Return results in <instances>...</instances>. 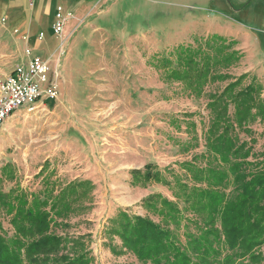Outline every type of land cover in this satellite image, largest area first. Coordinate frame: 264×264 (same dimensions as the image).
Here are the masks:
<instances>
[{
	"label": "rangeland",
	"instance_id": "1",
	"mask_svg": "<svg viewBox=\"0 0 264 264\" xmlns=\"http://www.w3.org/2000/svg\"><path fill=\"white\" fill-rule=\"evenodd\" d=\"M101 13L94 10L78 24L70 22L65 38L54 34L51 64L62 71L57 98L41 111L19 110L0 126V190L21 189L45 200L72 181H91L89 196L81 200L83 208L76 204L74 213L56 217L54 231L81 239L93 256L91 264H152L109 234L111 221L122 208L147 214L170 226L183 244L211 227L213 208L206 192L214 189L225 195L232 185L229 170L206 145L211 118L207 103L211 92L230 81L217 76H232L236 62L225 61L233 50L227 39L196 26L193 16L100 19ZM10 19L0 9V78L28 58L22 34L15 31L20 27ZM43 38L40 49L47 47ZM209 58L205 82L198 73ZM263 120L258 129L255 121L251 132L239 131L240 138L252 144L251 162L264 158ZM151 163L162 172L163 181L132 184L130 171ZM217 166L227 172L223 182L211 178L209 169ZM152 193L174 203L176 220L159 214V200L157 207H146L143 200ZM9 220L2 211L0 222L11 237ZM210 240L221 251L215 258L222 260L228 249L215 237ZM71 245L68 242L61 253L72 252Z\"/></svg>",
	"mask_w": 264,
	"mask_h": 264
},
{
	"label": "trees",
	"instance_id": "2",
	"mask_svg": "<svg viewBox=\"0 0 264 264\" xmlns=\"http://www.w3.org/2000/svg\"><path fill=\"white\" fill-rule=\"evenodd\" d=\"M239 59L235 50L225 56L229 64ZM201 64L198 75L207 82L211 58ZM246 76L247 73L237 78L229 73L217 76L221 80L230 78V81L223 89L211 92L207 103L211 118L205 133L206 145L229 170L232 185L225 195L214 189L206 192L212 201L211 227L199 238L189 237L188 243L183 244L170 226L147 214H132L122 208L112 219L108 232L119 236L122 247L132 251L138 259L152 264H235L239 257L241 262L236 264H264V158L251 162L249 157L255 155L252 144L239 136V131L251 132L250 125L257 118L264 119V87L257 77L242 85ZM250 165L255 169H249ZM8 167L7 164L3 171ZM209 171L217 182H223L228 176L221 166ZM130 173L134 185L164 179L152 163L132 169ZM91 186V181L77 179L45 200L31 198L21 189L0 190V214L4 211L10 216L9 222L14 228L13 236L8 237L0 222V264H25V261L41 264L47 260H54L55 264H91L93 256L84 249L81 239L72 240L53 229L58 224L56 217L74 213L76 204L83 208L81 200L89 196ZM156 200L162 203L161 208H157L159 214L167 220H176L174 203L161 194L152 193L143 203L147 208L157 207ZM212 236L228 249L222 260L215 258L221 251L212 247ZM201 240L202 246L199 245ZM68 242H72L73 254L61 253ZM110 249L119 252L115 244H110Z\"/></svg>",
	"mask_w": 264,
	"mask_h": 264
},
{
	"label": "crops",
	"instance_id": "3",
	"mask_svg": "<svg viewBox=\"0 0 264 264\" xmlns=\"http://www.w3.org/2000/svg\"><path fill=\"white\" fill-rule=\"evenodd\" d=\"M58 4L73 11L71 24H78L85 15L100 9L103 12L98 16L100 19L193 16L196 26L204 25L210 33L226 38L240 55L230 71L233 78L247 73L246 84L255 77L264 82V0H0V9L2 13L10 14L14 26L18 25L23 33H28L35 53L48 57L53 52V21ZM40 31L48 40L43 49L39 48L42 40L36 38ZM261 120L256 121V129L262 125Z\"/></svg>",
	"mask_w": 264,
	"mask_h": 264
},
{
	"label": "built area",
	"instance_id": "4",
	"mask_svg": "<svg viewBox=\"0 0 264 264\" xmlns=\"http://www.w3.org/2000/svg\"><path fill=\"white\" fill-rule=\"evenodd\" d=\"M73 17V11H67L62 5H56L53 23L54 34L66 37V28ZM6 18H3L6 21ZM12 22V19H10ZM15 31L22 34L25 41V52L28 58L24 64L16 65L11 72L0 78V126L6 124L19 110L41 111L49 106L60 93L62 71L53 68L51 57L35 53L28 33L18 27ZM44 32L40 31L36 38L41 41Z\"/></svg>",
	"mask_w": 264,
	"mask_h": 264
}]
</instances>
